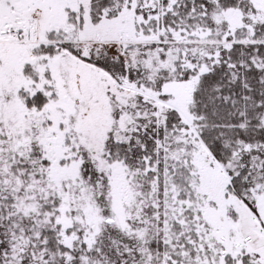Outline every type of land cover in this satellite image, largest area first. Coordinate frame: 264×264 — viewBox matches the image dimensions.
Instances as JSON below:
<instances>
[{"label": "snow or ice", "instance_id": "obj_1", "mask_svg": "<svg viewBox=\"0 0 264 264\" xmlns=\"http://www.w3.org/2000/svg\"><path fill=\"white\" fill-rule=\"evenodd\" d=\"M0 264H264V0H0Z\"/></svg>", "mask_w": 264, "mask_h": 264}]
</instances>
